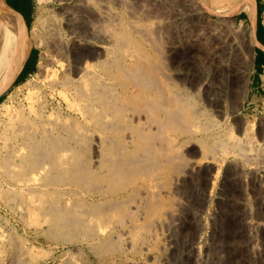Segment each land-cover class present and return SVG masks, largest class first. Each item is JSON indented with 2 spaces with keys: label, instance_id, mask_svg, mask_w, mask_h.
Returning <instances> with one entry per match:
<instances>
[{
  "label": "rangeland",
  "instance_id": "374dc122",
  "mask_svg": "<svg viewBox=\"0 0 264 264\" xmlns=\"http://www.w3.org/2000/svg\"><path fill=\"white\" fill-rule=\"evenodd\" d=\"M34 1L36 5V18L34 23H38L40 19L44 20V22L41 20L39 24V35L41 41H44V45L35 44V39L32 35L33 26L28 30L26 42L31 44V48L33 45H37L40 52L39 62H51V64L46 62L50 65L49 73L56 69L55 74L57 77H55V75L53 77L51 73H47L48 71H42L39 70V68L36 71L37 73H33L24 80H14L16 78L14 77L0 93V102L7 96L13 94V102L21 104L22 106L24 105L25 115L29 112V115L26 116L31 118L30 120L34 121V124L37 123L36 135H40L43 127L47 126V129L53 130L55 136L58 137L61 135L59 138L63 137L70 147L75 148L76 151H73L74 149L72 148V150L70 149L72 152L65 153L67 154V157L65 155L66 158L70 159L72 154L71 159H75V155H78L77 152H80L79 155L83 154V152H81L83 150L82 137H84L87 130L90 131V134L89 132L87 133L91 135L88 144H90L89 155L93 160L92 164H94L93 162L97 158L95 145L98 143L100 137L97 133L101 134L102 131L97 130L98 127L95 129L94 127L97 126L96 123L92 122V119L85 117L80 109L78 110L80 106V108L84 107L86 100L84 98H80V100L76 93H73V90H66L72 103L77 105L76 107L74 105L73 108L72 106H68V101H65L63 94L58 92L66 89L62 87L59 82L62 79L60 76L69 75L74 78L75 75L76 78V74H74L72 69L76 59L78 60L84 56L93 55V48L90 46L92 43H101L104 48L107 46L105 50L110 52L111 56H113V54H120L119 56L124 57L127 61L133 60L134 58L130 57V54L133 56L132 53H134V51L138 54L139 50L144 46L147 52L152 55V58H154L157 63H160L159 66L161 65L160 67H163L162 71H165L164 78L168 84H171L173 79H176L175 70L181 68L179 69L180 72L179 70L177 71V76H179L177 80L180 83L182 96L184 95L185 98H188L187 100L184 99V102L190 103L189 108L191 111L196 109V111H194L197 112L199 109V111H204L206 109V112H202L201 114L196 113L199 119H196L194 123L195 126L193 127L196 128L199 126L197 129H201L202 126L210 125L213 119L215 123L219 122L218 128L213 129L215 132L219 130L220 134H224L223 132H225L226 129L236 128L234 130L231 129L235 131L234 133L236 136L241 137L242 140L245 139L246 141L254 142L245 143V146L247 144L250 148L249 144H252V147L248 149V151L246 150L250 155H246V151L241 153H245L244 155L246 156L242 155L244 157L240 156V152L239 154H232L237 152H234L232 149H230V151H233H231L232 153L229 151L231 153L230 155L229 152H227V156L226 154L221 156L218 148L217 150L219 153L215 151L212 157H204L202 151L207 140L201 141L197 138H192L189 144L187 143L188 146L185 143L182 147L183 150H180V152L183 151V153L187 154L185 155L186 157H184L181 153L183 158L180 160L182 161L184 158L188 160L182 161L183 163L179 160L180 163L178 166H176L178 161H170V164H168V162L164 165L166 168L164 170L165 172L150 173L143 171L145 172L144 175L149 173V175L147 174L148 176H143V172L140 169L135 170L137 173H140L137 175L141 177L134 176L136 173L134 171L132 174L133 177H131L132 181L130 180L128 183L129 185L126 184L122 187L121 195H119L121 197H115L120 200V203L125 202L123 201L124 199L126 200L123 204L125 209L128 206L125 204H128L127 201L130 199V208L129 206L127 207V212L124 208L122 211V207L120 206H115L116 208L114 207L112 211L109 208L105 210L107 211L105 212L106 215L108 214L107 218L105 217L106 219L103 218V214L105 215V213L101 215L98 214L94 217L95 219L88 223L93 226L94 223H92V221L99 222L98 225L100 226L99 229L97 228L98 230H95L93 228L94 226H88L87 229H83V227L79 225H77V228L76 225H73L75 229L71 227L74 232L71 228L56 230L52 228L47 219L45 220V217L37 216L38 218L36 220L33 216L31 222L34 220L37 222L42 221L40 226H37L36 223L33 222L32 224L28 221L30 220L28 219L29 217L22 216V210H19V208H10L0 200V230L2 229L0 236L3 237L2 239L0 237V242L2 240L3 243L4 240V249L1 252L0 264H264V169L260 167L264 158V100L262 98L258 99L259 93H257L255 89L258 76L256 56L257 52L260 51L258 41L261 42L264 38V25H255V34L251 35L249 31H251L253 27V21L247 12L238 5L240 0H233L235 1L234 3H232V0H222V6H216L212 4L210 0H165L167 2L160 1V3H158L159 0H89L90 5H88L87 8H95V11H99L97 12L98 19L101 18L100 21L96 19L98 20L97 22L94 20L95 23L94 21H90V13L93 14L94 10L89 9L92 11L89 13V10L83 6L84 0H76V2L74 0ZM223 1H228V6ZM260 1L264 6V0ZM153 2H156V5L158 3V5L155 6ZM166 6L168 7L167 9ZM180 7L182 10L184 7V10L181 11ZM81 8H83L87 14ZM161 8L163 10H160ZM81 10L82 12H80ZM103 10L104 13H102ZM176 10L177 12H182L181 16L183 15V18H178L175 13ZM190 10H192L194 14ZM83 12L86 15H84ZM183 12L185 14H183ZM262 19H264V14ZM42 23H45V25ZM72 30H76V33L79 35L81 34L80 36H83L81 37L82 39L85 37V39L87 38L86 40L91 42H89V44H76L75 40L78 39L79 35ZM97 31L100 32L96 33ZM124 32L130 34L131 39L128 42L132 43L131 46L126 42L127 51L125 50V53L124 51L122 52L125 48H121V44L123 45V39L121 37L125 34ZM87 35L88 37H86ZM90 35H92V38ZM108 35L112 36H110V38L116 35H120L121 37L118 38L116 36V39L114 38L112 41V39L108 38ZM134 36L137 38L136 40ZM252 36L258 40L257 43H252ZM73 42L75 43L73 44L74 46L72 45ZM134 42L138 43L135 44ZM230 42L235 45L232 44L233 49L227 51L224 44H231ZM61 45L63 47H61ZM71 45L72 47H70ZM153 45H155V47ZM152 46L153 49L155 48L157 50L154 49L155 51L152 52ZM234 46L236 48H234ZM83 47L88 48L85 49ZM131 47L134 48V51ZM131 50L133 51L132 53ZM58 52H62L60 53L61 55ZM143 52H145V49ZM155 52L156 57L154 56ZM103 54L104 53L97 55L91 60H102L104 57ZM237 57L238 59H236ZM55 58L60 60V62L55 60ZM60 58H62L63 61H61ZM104 58H106V55ZM219 59L228 60L227 64L233 67L235 65L234 68L237 67L236 69H239L238 66H240L241 68L239 70H244L243 72H245L243 78L237 79L236 76L230 75L225 67L227 64H219ZM173 60L174 62H172ZM162 61L163 63H161ZM61 62L67 65H63L64 67H62ZM59 63H61V65ZM165 68H167V70ZM42 72L44 73L43 75L41 74ZM58 73L61 75L59 76ZM166 74L169 75L167 76ZM102 80L111 81L106 77H102ZM214 95L218 103H216V100H213ZM73 97L75 98L74 101ZM31 99H33L32 102ZM209 100L212 101L209 102ZM30 107H32V110ZM34 108L37 114L33 111ZM43 114L45 117H48L46 115L50 114V118H47L48 121ZM51 114L53 116H51ZM56 114L57 117L55 116ZM34 115L41 117V120ZM66 117H70L68 121L64 120ZM43 119L45 123L42 122ZM72 120L73 123L77 124H74V128L77 126L75 132H71L74 128L72 124L71 126L69 125L72 123ZM86 120H89L91 123ZM40 121L42 122V126L39 124ZM78 121L79 124L81 123L80 126H85L87 130L82 127L84 130L81 128V130H83L81 131L79 129L80 126L78 128ZM246 122L250 123L249 126H251L247 129L250 133H247V135L244 134L243 126L244 124L246 125ZM92 123H95L94 126ZM60 124L66 129L69 128L70 130H68L70 133L66 130L63 131V127ZM36 126L34 125V127ZM238 128L239 131H237ZM252 128L254 130H251ZM78 130L83 132V136H81L82 139L80 135H78L79 132L77 133ZM74 133H76V135ZM173 134L175 135L173 131L168 132L170 136H174ZM248 135L251 137L249 136L248 139H246ZM77 136H79L80 139H78ZM244 136L245 138H242ZM252 136H254V139L256 138V142L252 140ZM72 139L74 141H72ZM185 139L188 138L183 136H178L177 138L178 141H183ZM79 141L82 143L78 144ZM186 146L188 149L193 146L194 148L192 147L191 151L192 149L195 150L188 153ZM248 147H246V149ZM184 150L186 152H184ZM224 156L226 157L224 158ZM213 157L217 161L213 160ZM173 162L176 163V165L173 164ZM167 164L169 165L168 167ZM198 164H202V167ZM168 168L170 169L167 171ZM203 170L208 173L207 177L204 176L205 172L203 173ZM200 172L203 173L202 176ZM152 174H154L156 178L160 176L158 178L159 181L155 178L158 183L154 182L155 179L152 181ZM213 176H215L214 179L212 178ZM238 178L240 179L238 180ZM205 182H207V185ZM98 184L106 186L103 183ZM73 186L77 187L78 185L73 183ZM131 195L135 196H133L134 199ZM152 195L155 199L157 198V200L159 198L160 201L156 200L155 203ZM149 199H152L151 202H149ZM130 209L132 213H130ZM122 212L124 213L123 215H126V218L122 215ZM128 212L131 214L129 217L127 215ZM119 214L121 216H118ZM113 216L114 218L116 217V219H114ZM117 217H121V219L118 221ZM96 227L98 226H95V228ZM135 228H137V230ZM47 230L49 232H47ZM81 231H83V233ZM3 232H5L6 235H3ZM85 232L91 235L88 236ZM108 234H112L111 237L113 239H111V237L109 238ZM136 234H139V236L141 234L140 237L142 241ZM136 237L137 239H135ZM106 240H109L112 248L108 247L109 243ZM12 242L15 247L12 245ZM90 242H95L96 244H90ZM104 244L108 246H104L103 249L101 246ZM113 245L117 246V248L115 249ZM17 258L20 260L18 261ZM16 261L17 263H15Z\"/></svg>",
  "mask_w": 264,
  "mask_h": 264
},
{
  "label": "bare ground",
  "instance_id": "6f19581e",
  "mask_svg": "<svg viewBox=\"0 0 264 264\" xmlns=\"http://www.w3.org/2000/svg\"><path fill=\"white\" fill-rule=\"evenodd\" d=\"M74 1L76 2V0H74ZM160 1L164 2L165 0H159L158 3H160ZM221 1L222 0H210V2L216 6H222ZM232 1H230V2H232ZM165 2H167V1H165ZM234 2L235 1H233L232 3H234ZM158 3H157V5H158ZM224 3H226V5H227L228 1L227 2L225 1ZM238 3H239L238 5L240 6V8H242L244 11H246L247 14L250 16V18L252 19L253 27H252L251 31H249V32L251 33V35H254L255 31H256L255 30L256 29L255 28L256 11L258 9L257 8V0H240V2H238ZM154 4H155V6H157L156 2ZM88 5H90L89 0H84L83 6L85 8H87ZM96 5H99V4H96ZM169 6H170V3H169ZM164 7H165V4H164ZM101 8H102V6H101ZM162 8L160 10H163ZM167 8L168 7L166 6V9ZM81 9L83 11H85L83 8H81ZM87 9L89 10L90 8H87ZM92 9H90V10H92ZM180 9H181V7H180ZM82 10L80 12H82ZM90 10L88 11L89 13L92 12ZM93 10H94L93 11L94 13L93 14L90 13V14L93 15L94 17L90 15V18H91L90 21H92V22L94 20L96 22L98 20L100 21L101 18L98 19V16H97V12H99V11H95V8ZM183 10H184V7H183ZM183 10L181 9V11H183ZM190 11L193 13L192 10H190ZM83 13H82V15H83ZM85 13L87 14L86 11H85ZM85 13H84V15H86ZM89 13H88V15H89ZM102 13H104V10ZM175 13L177 14L179 19L183 18V15L181 16L182 12L180 13V12H177V10H176ZM183 14H185V13L183 12ZM186 14H188V13H186ZM190 15H192V14H190ZM190 15H189V17H190ZM100 17H102V16H100ZM83 18H84V16H83ZM96 19H98V20H96ZM41 20L44 22L43 19H40L38 23H36V24L34 23L35 25H33V28H32V35L35 39V44H37V45H41V44L44 45V41H41L40 35H39L40 34L39 33V31H40L39 30L40 29L39 24H40ZM95 21H94V23H95ZM69 22H71V21H69ZM42 24L45 25V23H42ZM93 27H90V28H93ZM90 28H89V30H90ZM74 29H75V27H74ZM95 30H96V27H95ZM72 31H74V30H72ZM74 32L76 33V30ZM98 32H100V31H97L96 33H98ZM110 33L114 34L113 32H110ZM110 33H108V34H110ZM51 34H54V33H51ZM141 34H143V33H141ZM77 35H79V34H77ZM80 35H79L78 39L75 40L76 44H83V43L89 44V42H91V41L86 40L87 38L85 39V37L82 39L81 37H83V36H80ZM92 35H93V33H92ZM92 35H90L91 38H92ZM108 36H106V37L110 38L111 35H108ZM116 36L118 38L121 37L120 35L119 36L116 35ZM116 36H114L113 38H110V39H112V41H113L114 38L116 39ZM86 37H88V35ZM79 38H81V39H79ZM121 38L123 39V45L121 44V48H125L124 50H122V52L124 51V53H125L126 45H127L126 42H128L131 39V36H130V34L125 33ZM134 38H135V36H134ZM136 39L137 38H135V40ZM89 40H91V39H89ZM251 40H252V43H257V40L254 36H252ZM56 42H58V41H56ZM47 43H48V41H47ZM75 43L73 42L72 45ZM128 43L132 46V43H130V42H128ZM136 43H138V42H136ZM153 44H155V43H153ZM232 44L235 45L234 43L224 44L225 49L227 51H230L231 49H233ZM72 45L70 47H72ZM140 45H142V44H140ZM151 45H152V43H151ZM221 45H220V47H221ZM90 46H91V48H93V50H92L93 55H91V56L87 55V56L82 57L81 59H78V60L76 59L75 63L72 62V63H74V65H73L74 67L72 66L73 67L72 69L74 71V74H76V78H75V75L73 78V77H70L69 75L60 76L61 74L58 73L59 76L62 77L61 81H59V79H58V81L60 82L62 87L66 88L63 91L60 90L58 92H61L63 94V98L65 99V101L66 100L68 101V103H67V104H69L68 106H72L73 108H74L75 104L72 103V100L70 99L66 90L67 91L73 90L74 91L73 93L74 94L76 93V95L79 97V99L84 98L86 100V102L84 101L86 103V105L84 102L83 103H84V107H86V108H84V107L80 108L81 106L80 107L78 106L79 107L78 110L80 109V111L85 115V117L92 119L93 121L92 120L91 121L96 123L97 126L94 127L95 129H97L96 127H98L97 130L102 131V133H101L102 138H101V134L97 133L98 135H100V137H99L98 143L95 145L96 146V152H97V154H96L97 158L94 160V162H93L94 164H92L93 160L90 158V155H89L90 144H88V140L91 138V135H89L90 131H88L85 126H80L81 123L79 124V121L77 122L78 128H79V126H80V128H79L80 130L82 127L86 128V130H87V132H89V134L86 132V134H84V137H82L83 138V150L81 152H83V154L79 155L80 152H77L79 157H78V155H75V157H74L75 159H71L72 158V154H71V157L69 156L71 159L70 160V159L66 158L67 154H65V153L70 152L73 147H70L68 142L66 141L67 142L66 143L65 139L63 137H62L63 139L59 138L61 135H59L58 137L55 136L53 130L47 129V126L43 127V129L40 128V129H42L40 135H38V134L36 135L37 127H38V126H36L37 123L34 124V121H31L30 120L31 118H28L26 116V115H29V112L25 115L24 107H23L24 105L22 106L21 104H16L13 102V94L7 96L6 98H4L0 102V200H2L10 208H13V209L19 208V210H22L21 211L22 216L27 217V218L29 217L28 219H30V220H28V221H30V223L33 224V222H34V223H36L37 226H40L42 221L37 222L36 220L39 216H43V217H45V220L47 219V221L52 226V228L56 229V230H60V229H64V228H71V227H73V225H76V228H77V225H79L80 227H83V229H87L88 226H92V224H88L89 221L95 219L94 217H96L98 214L101 215V214L107 212L105 210H108L109 208L111 211L115 206L116 207L117 206L122 207L121 208L122 211H123V208H124V210H126L128 206L130 208V205H131L129 203L131 201L130 199H128L129 201H127L128 204H125V205H128L125 209L123 204L126 202V200L124 199L123 201H125V202L122 201L123 203H120L119 202L120 200L116 199L115 197L121 195L122 187L129 183V181L132 179L131 177H133L132 174L134 173V171L137 169H140L142 172L147 171L150 173H156V172L160 173L161 171L165 172L164 171L166 169L164 166L165 163L169 162L168 164H170V161H174V160L178 161V163L175 161L177 163V165L174 162H173V164L178 166V164L180 163L179 160L183 158L182 154L184 155V157H186L185 155H187V154L183 153V151L180 152V150H183V148H182L183 145H185V143H186V145H187V143L189 144V141L192 138H197L201 141L207 140L204 144L203 151H202V155L204 157H212L214 155L215 151H218L217 148L220 150L221 156L226 154L227 152H229L230 149H232L234 152L235 151L238 152V153L237 152L232 153L233 151L231 150L232 152L231 151L230 152L232 154H239V152L241 154V153L245 152L246 150L248 151V149H251L252 144H249L250 148L247 146V144H248L247 142H249L248 140L247 141L245 139L242 140L241 137L236 136V134L234 133L235 131H233L236 128H234V129L231 128L233 130L228 128L225 130V132H223L224 134H220L219 130L215 132L213 129L218 128L219 122L215 123V121H213V119H212L210 125L202 126L201 129H197L199 126L196 128L193 127V126H195L194 123H195L196 119L198 118V115L196 113L201 114L202 112H206V109L204 111H202V110L199 111L200 109L199 110L197 109L198 110L197 112H195L196 109H193V111H191L189 108L190 103L184 102V99L187 100L188 98H185L184 95L182 96L180 83L177 80V78L179 77V76H177V73H178L177 71L181 68L175 70L176 71V73H175L176 79H173V82L171 84L170 83L168 84L166 82V79L164 78L165 71L164 70L162 71L163 67H160L161 65L159 66L160 63H157L155 61V59L152 58V55H150L147 52V50L144 46L142 48L139 47V48H141L140 50L137 47V49L139 50L138 54H137V52L134 51V48L131 47V49H133V51H134V53H132L133 51L131 50V53L133 54V56L129 53V51H128V53L130 54L129 55L130 57H134V58H133V60H130V61L125 60L124 57H120L119 56L120 54L119 55L113 54V56H111L110 52H107V50H105V48L107 46L104 48L103 44H101V43L100 44L92 43V44H90ZM153 46L155 47V45H153ZM153 46L151 47V49H153ZM61 47H63V46L61 45ZM157 47H158V45H157ZM74 48H76V47H74ZM78 48H82V47H78ZM83 48L87 49L88 47H83ZM135 48H136V45H135ZM234 48H236V47L234 46ZM29 49H30V44L28 42H25L21 45L18 52L12 57L10 37L7 33H1V39H0V93L11 82V80L14 78V76L20 71L21 67L23 66V64L26 60V58L28 57ZM142 49L143 50L145 49L146 53L143 52ZM154 49L152 50V52L157 50V49H155V50ZM78 50H80V49H78ZM62 51H63V49H62ZM83 52H82V55H83ZM100 52L104 53L106 55V58H104L105 55L103 54L104 60L102 58V60H97V61L93 60L92 61L91 59H94V57H96L97 55L102 54ZM60 53H62V52H60ZM155 54H156V52L154 53V56H155ZM54 55H55V53H54ZM176 56H178V55H176ZM60 59H61V61H63L62 58H60ZM236 59H238V57ZM55 60H57V58H55ZM157 60H161V59H157ZM174 60L172 62H174ZM57 61L60 62V60H57ZM227 61L223 60V59L218 60L219 64H222V65H226ZM46 62L45 61L39 62L37 67L39 68V70H42V71L44 70L46 72L48 71L47 73H49V66L50 65L47 63L51 64V62H47V63ZM61 63H62V67H64L63 65H65V66L67 65V64H63V62H61ZM61 63H59V64L61 65ZM161 63H163V61ZM224 63H226V64H224ZM225 67L227 68L230 75L236 76L237 79L243 78L245 72H243L244 70H239L241 68L240 66H238L239 69H236L237 67L234 68L235 65L233 67L230 64H227V66H225ZM165 69L167 70V68H165ZM223 70H225V69H223ZM67 71H69V70H67ZM179 72H180V70H179ZM181 72H183V71H181ZM50 73H51V75H53V77H54V75H55V77H57V75L55 74L56 69H54V71L53 72L51 71ZM41 74L43 75L44 73L42 72ZM72 74H73V72H72ZM47 76H50V75H47ZM77 76H78V78H77ZM44 77H45V75H44ZM102 77H106V78L110 79L111 81L102 80ZM53 80H54V78H53ZM59 82H58V85H59ZM224 88H225V86H224ZM33 91H31V92H33ZM234 93H235V91H234ZM30 95L33 96L32 94H30ZM70 95H71V93H70ZM27 96H29V95H27ZM32 100L33 99H31V102H32ZM74 100H75V98L73 99V101ZM213 100H216L215 95H214ZM211 101L209 100V102H211ZM80 102H82V101H80ZM216 103H218L217 100H216ZM77 104H79V103H77ZM195 104H196V102H195ZM76 106L77 105H75V107ZM30 108L32 110V107H30ZM35 108L33 109L34 112H35ZM218 108H220V107H218ZM36 111H38V110H36ZM35 114H37V112H35ZM49 115L47 114L46 116H48L50 118ZM202 115H204V114H202ZM34 116L36 117L37 115H34ZM43 116H44V114H43ZM51 116H53V115L51 114ZM55 116L57 117V114ZM37 117H39V116H37ZM48 117H45V118L47 119ZM40 118L41 117H39L38 119H40ZM66 118L64 120L68 121V118H70V117H68L67 119ZM89 120H86V121H89ZM43 121H45V120L43 119L42 122ZM47 121H48V119H47ZM59 121H61V120H59ZM76 121H77V119H76ZM42 122L40 121L39 124L41 125ZM71 122L72 123L69 122L70 124L69 123L68 124L70 126L72 124V126L74 128V126L77 124L73 123V120ZM43 123H45V122H43ZM89 123H91V122L89 121ZM95 123H92L93 126ZM249 124L250 123L246 122V125L245 124L243 125L244 126V134H246V135H247V133L250 134L247 130L251 127V126H249ZM34 125L36 127H34ZM60 125L63 127L62 124H60ZM251 125L254 126L253 124H251ZM48 126H49V124H48ZM59 128H60V126H59ZM76 128H77V126L74 128V130L71 128L73 130V131L71 130V132H75L77 130ZM253 128L251 130H254ZM68 129L69 128L66 129L63 127L62 130L63 131L66 130L67 132H69L70 129L69 130ZM83 130H81V131H83ZM81 131H79V130L77 131V133L78 132L80 133V134L78 133V135H80V138H81V136H83V132H81ZM169 131H173L175 133V135L174 134H173L174 136L168 135ZM237 131H239V128L237 129ZM69 133H67V134H69ZM81 133H82V135H81ZM56 134H58V133H56ZM71 134H73V133H71ZM74 134L76 135V133H74ZM178 136H183V137H186L188 139H185L183 141H178L177 140ZM249 136L250 135H248L246 139H248ZM77 137H78V139H80L79 136H77ZM242 138H245V136ZM252 138H253L252 140H255V142H256V138L254 139V136H252ZM73 139H72V141H74ZM69 141H70V139H69ZM79 142H78V144L82 143V142H80V143ZM89 142H90V140H89ZM252 142H254V141H252ZM252 142H249V143H252ZM192 143H195V142H192ZM245 143H247L246 146H245ZM254 146H255V144H254ZM186 147H185V149H186ZM246 147H248V148L246 149ZM92 148H93V146H92ZM191 148L188 149V147H187L188 153H191L192 151L195 150V149H192V151H191ZM73 149H74L73 151H76L75 148H73ZM184 152H186V151L184 150ZM230 152H229V155L231 154ZM218 153H219V151H218ZM227 154H226V156H227ZM244 154H241L240 156H242ZM247 154L250 155V153H248V152L246 153V155ZM65 155H66V157H65ZM246 155H244V156H246ZM82 156H83V158H82ZM226 156H224V158ZM244 156H242V157H244ZM218 158H220V157H218ZM247 158H248V156H247ZM212 159L215 160L214 157ZM249 159H251V158H249ZM186 160H188V159L184 158V160H182V161L184 162ZM215 161H217V160H215ZM168 164H167V167L169 166ZM220 164H221V162H220ZM171 165H172V163H171ZM198 165H200L202 167V164H198ZM233 166H235V165H233ZM237 166H238V164H237ZM260 167L264 169V158L260 164ZM169 169L170 168H168L167 171ZM201 169H203V168H201ZM145 172L142 173L143 176H148L149 173H147L148 175L147 174L144 175ZM201 172H200V174L202 176L205 171L203 170V173H201ZM138 173L136 172L134 176L137 177ZM197 174H199V173H197ZM204 174H205L204 176L207 177L208 173L205 172ZM152 175H153V178H151V179L153 181V179H155L156 177L154 176V174H152ZM164 175H165V173H164ZM239 175H240V173H239ZM243 175H244V171H243ZM159 177H157L156 179L158 180ZM214 177L215 176H213L212 178L214 179ZM240 178H238V180ZM143 179H144V177H143ZM156 179L154 180V182H157ZM204 179H205V177H204ZM134 180H135V178H134ZM210 180H211V178H210ZM212 181H214V180H212ZM73 183H76L78 186L74 187ZM98 183H101V184L103 183L106 186H104V185L101 186ZM205 183L207 185V182H205ZM149 184H150V181H149ZM202 184H203V182H202ZM134 191H136V190H134ZM153 192L156 193L155 191H153ZM124 193H126V192H124ZM154 193H153V195H154ZM133 194H136V193H133ZM153 195H152V197H153ZM131 196L133 197L134 195H131ZM119 197H121V196H119ZM134 197H133V199H134ZM152 199H149L150 200L149 202H151ZM74 200H75V202H74ZM146 200H148V199H146ZM153 200H155L154 202L156 203L157 198L156 199L154 198ZM157 201H160V199L158 198ZM135 203H136V201H135ZM129 208H128V210H129ZM152 209H155V208H152ZM131 211L132 210L130 209V213H132ZM154 211L157 212L156 210H154ZM11 212H12V210H11ZM126 212H127V210H126ZM123 214L124 213L122 212V215ZM105 215H106V213H105ZM105 215L103 214L104 219L107 218L108 214L106 216ZM127 215L129 217V215H131V214H129V212H128ZM33 216H34V219L36 218V220L33 219L34 221L31 222V219L33 218ZM114 216H113V218H114ZM118 216H121V215L119 214ZM123 216H125V218H126V215H123ZM134 216H131V217H134ZM114 219H116V217ZM117 219L119 221V219H121V217H119V218L117 217ZM43 223H44V221H43ZM92 223L95 224V225L93 224L94 227L92 226L95 230L97 228L99 229V226H100V225H98L99 222L92 221ZM95 226H98V227L95 228ZM134 227H136V226H134ZM100 228H102V227H100ZM137 228H135V229L137 230ZM73 229H75V227H73ZM1 230H0V232H1ZM105 231H106V228H105ZM47 232H49V231L47 230ZM73 232H74V230H73ZM81 232L83 233V231H81ZM132 232H133V230H132ZM75 233H77V232H75ZM135 233H136V231H135ZM2 234L6 235L5 232H3ZM93 234H95V233H93ZM87 235L90 236L91 234L90 235L87 234ZM108 235L110 238L112 234L111 235L108 234ZM136 236H138L141 239V237H140L141 234H140V236H139V234H136ZM2 238L3 237H1V239ZM111 239H113V238L111 237ZM135 239H137V237ZM141 241H142V239H141ZM107 242L109 243V240ZM107 242H106V244H107ZM3 243H4V240H3ZM3 243L1 240V242H0V257H1V252L4 249ZM5 243H6V241H5ZM94 243L90 242V244H94ZM110 244L111 243H109V246L104 244L101 247H103V249H104V246H108V247L112 248V246H110ZM12 245L14 246L13 242H12ZM115 245H116V243H115ZM115 245H113V246H115ZM31 248H32V246H31ZM116 248H117V246H115V249ZM136 248H138V247H136ZM98 251H99V249H98ZM103 252H104V250H103ZM17 256H18V254H17ZM19 256H20V254H19ZM9 260H10V258H9ZM17 260H18V258H17ZM15 263H17V261Z\"/></svg>",
  "mask_w": 264,
  "mask_h": 264
},
{
  "label": "crops",
  "instance_id": "0c3cea01",
  "mask_svg": "<svg viewBox=\"0 0 264 264\" xmlns=\"http://www.w3.org/2000/svg\"><path fill=\"white\" fill-rule=\"evenodd\" d=\"M256 25H264V6L257 1ZM36 17V5L34 0H0V39L1 33H7L11 41L12 57L18 52L21 45L27 41L28 30L34 25ZM264 33V31H263ZM258 41V40H257ZM260 51L257 52L256 66L258 76L255 89L258 99L264 100V38L258 41ZM40 52L36 45H33L28 53L20 71L14 76V80H24L30 77L39 64ZM31 73V74H30Z\"/></svg>",
  "mask_w": 264,
  "mask_h": 264
}]
</instances>
